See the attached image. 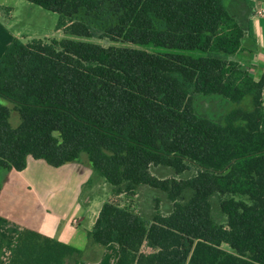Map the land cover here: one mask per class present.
<instances>
[{"label":"trees","instance_id":"1","mask_svg":"<svg viewBox=\"0 0 264 264\" xmlns=\"http://www.w3.org/2000/svg\"><path fill=\"white\" fill-rule=\"evenodd\" d=\"M26 1L57 13L56 29L68 36L129 46L70 37L8 44L0 190L28 156L58 167L84 154L113 195L156 193L147 217L102 203L89 237L117 245L114 264H264V70L255 80L238 62L207 55L243 48L245 32L224 0ZM194 95L236 106L218 122L194 111ZM246 96L250 109L237 106ZM81 253L23 228L8 264H78Z\"/></svg>","mask_w":264,"mask_h":264},{"label":"crops","instance_id":"2","mask_svg":"<svg viewBox=\"0 0 264 264\" xmlns=\"http://www.w3.org/2000/svg\"><path fill=\"white\" fill-rule=\"evenodd\" d=\"M228 1L236 3L230 12L245 32L243 48L232 55L213 56L238 62L257 80L264 70V16L257 14L258 9H264V0H252L251 5L246 0ZM1 6L11 16V9ZM249 24L250 35L246 33ZM10 25L7 20L0 21V56L18 38ZM44 36L48 38L47 33ZM93 175L84 162L53 167L31 156L27 157L23 170L9 171L0 190V264H8L23 228L79 248L82 253L78 264H114L117 245H99L89 237L105 201L94 199L100 193Z\"/></svg>","mask_w":264,"mask_h":264},{"label":"rangeland","instance_id":"3","mask_svg":"<svg viewBox=\"0 0 264 264\" xmlns=\"http://www.w3.org/2000/svg\"><path fill=\"white\" fill-rule=\"evenodd\" d=\"M245 2V1H244ZM3 3V4H1ZM224 3L229 9V11L234 10L236 7L235 2H231L228 0H224ZM5 5L9 9H11V16H7L3 11V6ZM58 15L55 12L43 9L42 7L32 4L26 0H0V21H8L10 25V30L13 33L18 35V38L26 42L32 37L34 38H44L47 33V37L54 38H63L70 37L78 40H89L94 43H98L101 45H128L121 44L120 42H113L105 38H100L97 35H94L90 38L84 37H76V36H68L62 32V30L56 29ZM129 46V45H128ZM146 50L151 52H168L173 51L171 49H167L164 47H155V46H145L143 47ZM4 49V48H3ZM2 51V50H1ZM4 51V50H3ZM2 51V53H3ZM207 55H220L223 56L222 53H208ZM262 100L264 103V89L262 92ZM7 105L5 101H2ZM236 105L229 104L227 102H222L220 99L212 98V97H204L201 95L193 96V108L194 111L202 116L212 118L218 122L223 121L224 114L232 107ZM238 107H242L243 109H250L251 102L250 97L246 96L239 104ZM9 121L12 126H16L19 122L18 115L15 111H11ZM79 162L87 163L85 155H81ZM88 164V163H87ZM152 172L158 176H170L171 172L167 169H158L152 168ZM93 181L99 189V193L96 198V201H106L110 200L116 203H120L121 205H127L135 210H140L146 217L152 210L153 197L156 195L154 191L147 187H143L140 189L137 195H113L110 192L109 186L93 173ZM213 207L212 211L215 218L219 221H223V216L218 210V200L217 197H213ZM169 206L163 202V210H166ZM222 247L224 249L229 250L228 246L223 244Z\"/></svg>","mask_w":264,"mask_h":264},{"label":"built area","instance_id":"4","mask_svg":"<svg viewBox=\"0 0 264 264\" xmlns=\"http://www.w3.org/2000/svg\"><path fill=\"white\" fill-rule=\"evenodd\" d=\"M257 14H258L259 16H264V9H258V10H257Z\"/></svg>","mask_w":264,"mask_h":264}]
</instances>
